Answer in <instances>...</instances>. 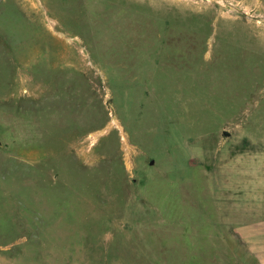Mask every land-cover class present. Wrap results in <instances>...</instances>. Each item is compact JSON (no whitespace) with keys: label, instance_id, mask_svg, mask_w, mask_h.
<instances>
[{"label":"rangeland","instance_id":"obj_1","mask_svg":"<svg viewBox=\"0 0 264 264\" xmlns=\"http://www.w3.org/2000/svg\"><path fill=\"white\" fill-rule=\"evenodd\" d=\"M0 264H264V0H0Z\"/></svg>","mask_w":264,"mask_h":264}]
</instances>
